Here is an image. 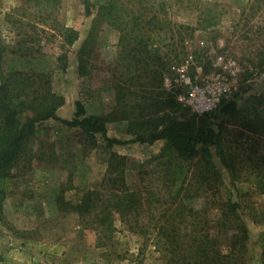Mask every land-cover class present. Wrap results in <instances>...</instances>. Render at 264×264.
<instances>
[{
	"label": "rangeland",
	"instance_id": "1",
	"mask_svg": "<svg viewBox=\"0 0 264 264\" xmlns=\"http://www.w3.org/2000/svg\"><path fill=\"white\" fill-rule=\"evenodd\" d=\"M142 6L155 18L143 25L145 34L141 35L132 24L138 5L131 0L121 13L128 20V37L121 41L119 31L104 22L91 29L92 15H84L80 0H57L41 15L30 5H22V0H0L2 13H25L16 29L8 23L1 25L5 44L33 36L45 52L57 54L58 37H49L50 25L76 31V40L64 47L65 69L50 74V91L62 99L55 115L70 119L73 101L80 99L86 114L105 117L107 136L127 141L108 148L99 134L91 140L58 120L47 119L36 126L12 164L3 193L0 264H80L85 257L90 264L135 262L141 243L136 233L116 232L112 251H123L125 258L107 259L109 250L94 247L93 236L83 231L76 214L61 208L59 202L75 203L84 190L96 189L110 153L123 156L130 187L144 196L152 192L149 195L162 197L165 191L159 175L163 170L150 159L164 151L165 142L132 140L136 133H145L144 122L151 123L158 116L183 119L203 114L177 99L184 89L175 69L184 68L198 81L207 79L223 72L215 64L221 55L236 65L226 100L241 106L253 96L264 99V0H146ZM143 14L140 21L144 23ZM44 15L47 18L42 22ZM83 43L86 54L82 74H78L77 50ZM167 93L178 103L175 110L161 105ZM260 109L264 110L263 104ZM206 114L212 123L222 124V145L234 158L236 178L230 182L211 147L222 183L215 189L200 184L195 160L186 161L184 185L190 191L183 202L203 211V232L215 238L222 250L226 240L215 224L219 213L215 202L229 199L237 203V214L248 234L247 264H259V254L264 251V192L257 189L246 157L264 155V135L251 133L238 117L221 115L218 109ZM141 169L148 172L146 176L138 173ZM138 258L140 264H164V256L151 247Z\"/></svg>",
	"mask_w": 264,
	"mask_h": 264
},
{
	"label": "trees",
	"instance_id": "2",
	"mask_svg": "<svg viewBox=\"0 0 264 264\" xmlns=\"http://www.w3.org/2000/svg\"><path fill=\"white\" fill-rule=\"evenodd\" d=\"M56 1L22 0V5H30L33 11L41 15ZM130 1L104 0L93 3L80 0L84 15H92L91 29L104 22L119 31L121 41L128 37V20L121 13H124ZM132 1L138 5V14L132 17V24L144 35L143 25L155 17L145 12L142 4L146 0ZM143 12L146 19L144 23L140 21ZM24 16L22 12L2 13L0 9V210L12 164L23 151L26 139L43 121L58 120L66 127L79 129L91 140L99 134L108 148L127 142L107 136L105 117L86 114L80 99L73 101L70 119H61L55 115V109L62 103V99L50 91V74L55 69H65L64 47L71 45L77 34L70 27L50 25L49 37H58L57 54L45 52L33 36L14 44H5L1 37V25L8 23L16 29L20 18ZM40 18V21L45 22L47 15ZM163 23L166 24V21L163 20ZM85 54L83 43L77 50L78 74H82L81 65ZM177 104L169 93L161 101V105L168 110H175ZM262 104L264 107L262 96H253L251 102L241 106H237L232 99L223 98L215 109L221 115L238 117L240 125L251 133L264 135V110L260 109ZM206 115H191L183 119L158 116L151 123L144 122L146 125L142 132L146 130L145 133L135 134L132 141L138 143L151 144L155 140L165 142L164 151L150 159L156 160L163 170L159 175L165 191L162 197L149 195L152 192L144 196L138 189L130 187L126 182L123 156L110 153L96 189L84 190L75 203L59 202L61 208L76 214L83 231L93 236L94 247L109 250L105 253L107 259L125 258L123 251H112V248L117 243L114 234L126 230L141 238L134 256L135 262L131 264H140L136 258L143 256L147 247L162 254L164 264H247L248 234L237 214V203L229 199L215 202V208L219 211L215 224L224 232L226 240L222 250L215 238L203 232V211L192 209L183 202L189 197L190 191L184 185L186 161L195 160L198 166L195 177L200 184L215 189L222 183L212 160L211 147L228 171L230 182L236 178L234 158L222 145V124L212 123ZM246 161L250 164L257 189L264 192V155H251L246 157ZM138 173L146 176L148 172L141 169ZM143 217L144 221H141ZM89 261L85 257L80 264H90ZM259 264H264V251L259 254Z\"/></svg>",
	"mask_w": 264,
	"mask_h": 264
},
{
	"label": "built area",
	"instance_id": "3",
	"mask_svg": "<svg viewBox=\"0 0 264 264\" xmlns=\"http://www.w3.org/2000/svg\"><path fill=\"white\" fill-rule=\"evenodd\" d=\"M215 64L223 72L207 79L196 80L187 74L184 68L175 69L184 92L177 98L196 113H207L216 108L219 101L228 96L236 65L233 60H224L221 55L215 58Z\"/></svg>",
	"mask_w": 264,
	"mask_h": 264
}]
</instances>
